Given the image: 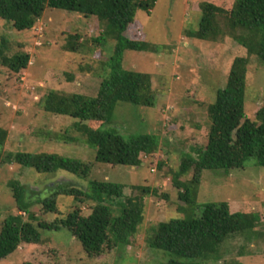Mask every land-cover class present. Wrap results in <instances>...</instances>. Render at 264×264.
Returning a JSON list of instances; mask_svg holds the SVG:
<instances>
[{
    "label": "rangeland",
    "instance_id": "374dc122",
    "mask_svg": "<svg viewBox=\"0 0 264 264\" xmlns=\"http://www.w3.org/2000/svg\"><path fill=\"white\" fill-rule=\"evenodd\" d=\"M211 2L230 9L233 0H156L149 12L138 11L128 28L129 38L145 42L148 51H125L123 67L148 74L156 96L153 108L118 102L106 128L124 138L137 135L154 137L159 144L152 158H142L138 167L111 166L93 163L88 179H79L64 172L39 174L17 164L0 165V229L4 219L17 215L10 183L17 181L37 193L59 179L86 186L90 181H108L125 186V197H139L133 187L148 188L144 196L143 222L128 246L105 250L88 257L70 232L42 230L39 221L51 223L63 219L71 211L72 200L59 196L56 214L41 213L32 208L38 220L32 222L37 238L21 244L0 260V264H166L174 257L147 245L150 229L173 219L198 217L207 203H227L232 213L257 214L264 219V167L254 159L242 169L204 171L198 185L196 205L178 200L175 181H189L194 173L192 163L206 141L210 120L207 110L216 94L226 85L233 61L247 57L245 115L254 120L264 105V64L229 37L217 41H201L188 37L198 29L199 4ZM103 31L95 17L47 8L36 25L16 31L0 18V44L11 57L27 53L30 61L25 70L13 73L0 66V128L7 132L2 157L8 153H48L94 161L96 151L89 147L75 130V120L45 110L47 97L79 94L95 97L107 74V63L114 41L95 44ZM69 43L78 47L68 50ZM157 51L153 52L152 49ZM47 98V99H46ZM50 98V97H49ZM44 106V108H43ZM96 129L99 122H88ZM159 164L161 167L159 168ZM175 175L177 176L175 178ZM113 202L114 213L119 203ZM83 213H88L82 208ZM118 214V213H117ZM115 214V215H117ZM22 215H24L22 213ZM23 219L27 221L26 216ZM256 236L250 233L228 239L220 248V260H181L185 264H264L263 229Z\"/></svg>",
    "mask_w": 264,
    "mask_h": 264
},
{
    "label": "trees",
    "instance_id": "16d2710c",
    "mask_svg": "<svg viewBox=\"0 0 264 264\" xmlns=\"http://www.w3.org/2000/svg\"><path fill=\"white\" fill-rule=\"evenodd\" d=\"M156 0H0V18L12 25L16 31L32 29L49 9L95 17L103 31L93 39L95 44H104L108 39L114 47L105 67L107 74L102 79L95 97L79 94L47 97L45 110L58 116L75 120L77 130L85 143L95 149L92 163L48 153H8L2 157L7 132L0 128V165L17 164L33 169L39 174L64 172L79 179H88L92 165L138 167L142 158L151 159L158 150V141L149 135L124 138L110 125L118 102L153 108L156 94L148 74L129 71L123 67L125 51H148L150 46L129 38L128 28L135 21L138 11L149 12ZM200 21L190 38L201 41H217L231 38L243 47L248 56H255L264 64V0H233L230 9L215 3L199 4ZM69 43L68 50L78 49ZM7 46L0 44V66L13 73L25 70L30 61L27 53L8 57ZM156 52L157 49H152ZM249 60L238 57L233 61L226 85L216 94L215 102L208 107L210 120L207 141L192 163L194 173L189 181H175L178 200L186 205H196L197 188L204 171L242 169L245 162L254 159L264 167V105L255 113L254 120L245 115L246 74ZM44 108V106H43ZM88 122H99L96 129H88ZM149 159V160H150ZM161 164H159V168ZM177 176L175 175V178ZM17 215L4 219L0 229V260L15 252L21 244L37 238L32 222L38 220L32 208L38 206L41 213L56 214L57 198L64 196L72 200V209L63 219L51 223L39 221L42 230L67 229L82 246L88 257L101 255L105 250L128 246L143 222V199L150 193L148 188L139 190V197H125V186L108 181H90L85 187L74 181L59 179L37 193L29 186L17 181L10 183ZM119 203L118 214L113 202ZM86 208L88 213H83ZM22 213L24 215H22ZM117 214V215H115ZM26 216L27 221L23 219ZM262 227L264 243V219L257 214L232 213L227 203H207L200 207V214L191 220L173 219L160 222L150 229L147 245L174 258L166 264H185L181 260H220V248L234 236L250 233L256 236Z\"/></svg>",
    "mask_w": 264,
    "mask_h": 264
}]
</instances>
